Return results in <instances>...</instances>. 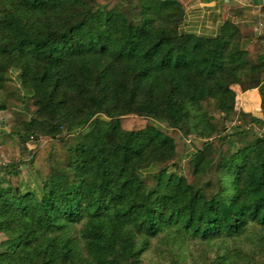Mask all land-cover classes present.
<instances>
[{
	"label": "trees",
	"instance_id": "obj_1",
	"mask_svg": "<svg viewBox=\"0 0 264 264\" xmlns=\"http://www.w3.org/2000/svg\"><path fill=\"white\" fill-rule=\"evenodd\" d=\"M183 21L180 0H0V143L20 150L0 264H264V37Z\"/></svg>",
	"mask_w": 264,
	"mask_h": 264
},
{
	"label": "crops",
	"instance_id": "obj_2",
	"mask_svg": "<svg viewBox=\"0 0 264 264\" xmlns=\"http://www.w3.org/2000/svg\"><path fill=\"white\" fill-rule=\"evenodd\" d=\"M184 7L183 30L201 36H214L224 21L239 26L244 34L253 37L258 50L264 37V0H180ZM236 90L238 111L261 115V98L258 88Z\"/></svg>",
	"mask_w": 264,
	"mask_h": 264
},
{
	"label": "rangeland",
	"instance_id": "obj_3",
	"mask_svg": "<svg viewBox=\"0 0 264 264\" xmlns=\"http://www.w3.org/2000/svg\"><path fill=\"white\" fill-rule=\"evenodd\" d=\"M99 1H102V0H99ZM13 114H14V110L10 112L9 111L0 112V131L2 130L8 131V126L3 121L13 120ZM232 123H234V120ZM168 132L175 138L179 150L183 149V152H188V150H190L191 148L190 142L185 141L186 142V146H185L186 148H185L183 146L184 139L180 137V134L177 131L168 130ZM192 144L200 145V141L194 140ZM19 151L20 150L17 144L11 142L9 139H7L6 142L0 143V159L2 160H8L10 157H18ZM184 160H187V155L184 156ZM22 175L26 180H28V175L25 169L22 170ZM187 176L188 178H190L189 172ZM201 249H203V247H201ZM160 259L163 260L162 255L159 253V250L150 249L144 256V263L154 264L155 261H158Z\"/></svg>",
	"mask_w": 264,
	"mask_h": 264
}]
</instances>
